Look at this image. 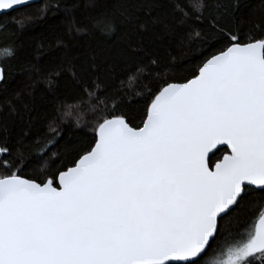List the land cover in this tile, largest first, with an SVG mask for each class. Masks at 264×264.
I'll return each instance as SVG.
<instances>
[{
	"label": "snow or ice",
	"instance_id": "6c2138e0",
	"mask_svg": "<svg viewBox=\"0 0 264 264\" xmlns=\"http://www.w3.org/2000/svg\"><path fill=\"white\" fill-rule=\"evenodd\" d=\"M110 3L93 18L103 35L115 30L116 12L140 21L142 31L168 30L151 15L164 7L185 29L181 42L200 49L199 63L180 78L146 84L133 111L125 97L136 95L155 61H125L118 80L94 75L95 64L68 62L45 82L51 87L66 74L72 99L44 117L43 131L13 138L0 119V264H264V24L246 32L240 0ZM33 6L0 0V27ZM56 6L43 5L40 16ZM32 19L16 21L12 35ZM17 56L4 46L0 93L35 68L33 60L13 67ZM35 84L13 101L27 109ZM9 108L18 111L13 102ZM70 127L91 136L68 140ZM249 204L255 222L231 230Z\"/></svg>",
	"mask_w": 264,
	"mask_h": 264
},
{
	"label": "trees",
	"instance_id": "16d2710c",
	"mask_svg": "<svg viewBox=\"0 0 264 264\" xmlns=\"http://www.w3.org/2000/svg\"><path fill=\"white\" fill-rule=\"evenodd\" d=\"M163 4L164 0H157ZM242 27L258 30L264 24V8L260 0H240ZM45 4H55L49 7L46 15L40 16L39 8ZM110 0H40L30 8H22L3 19L6 27H0V58L4 55V46H12L18 56L13 61V67L19 69L29 60H33L35 68L29 71L18 72L9 91L0 93V119L6 123V130L13 138L24 137L25 133L34 134L45 128L44 117L53 112L57 106L72 95L67 87V76L58 77L49 87L45 82L48 73L57 70L60 66L72 62L80 67L82 64H95L96 72L102 80L111 76L117 80L125 75V61L131 60L148 67L156 62V71L150 78L136 88V95L125 97L133 111L142 107L139 103L140 92L146 91L145 85L155 83L165 76L182 77L194 70L199 63L196 43H188L184 37L185 29L179 27L164 7L154 9L152 16L159 15L169 25L166 30L157 25L145 32L136 24L130 23L124 15L115 13V30L110 35H103L99 28L93 27V18L100 13L111 11ZM129 13L137 15L141 20L150 19L142 12H135L129 8ZM31 16L33 19L21 31L12 32L16 28V21ZM79 29V31H77ZM57 42H62L57 46ZM43 50L44 55L39 60L34 57ZM177 71H173V70ZM158 73V75H157ZM36 82L31 90V96L24 99L28 108L13 101L14 93L25 88V85ZM135 83V82H133ZM132 87V84H129ZM15 103L17 112H12L9 103ZM138 122V121H137ZM5 129L0 128V132ZM91 136L90 130L81 131L69 128L65 137L72 141H81ZM257 207L249 204L234 214L231 230H246L257 218Z\"/></svg>",
	"mask_w": 264,
	"mask_h": 264
},
{
	"label": "water",
	"instance_id": "95a60500",
	"mask_svg": "<svg viewBox=\"0 0 264 264\" xmlns=\"http://www.w3.org/2000/svg\"><path fill=\"white\" fill-rule=\"evenodd\" d=\"M39 2H40V0H34V4H37Z\"/></svg>",
	"mask_w": 264,
	"mask_h": 264
}]
</instances>
